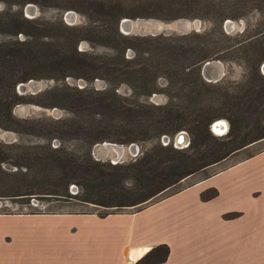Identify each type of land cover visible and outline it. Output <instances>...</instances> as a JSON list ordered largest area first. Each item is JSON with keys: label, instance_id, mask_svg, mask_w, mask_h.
Wrapping results in <instances>:
<instances>
[{"label": "trees", "instance_id": "trees-1", "mask_svg": "<svg viewBox=\"0 0 264 264\" xmlns=\"http://www.w3.org/2000/svg\"><path fill=\"white\" fill-rule=\"evenodd\" d=\"M6 1L0 26L12 40L0 44V128L34 137L37 142H0V201L23 205L32 199L76 201L103 209L104 213H96L100 218L126 209L141 211L183 180L264 140V76L259 72L264 63V0ZM30 3L61 13L75 11L92 27L67 26L60 18L53 22L27 19L22 9ZM253 12L258 14L253 35H247V28L235 35L223 31L226 20L239 21ZM123 18L199 19L210 27L185 35L124 36L118 29ZM97 24L104 29L95 32ZM58 27L64 33H56ZM18 35L25 39L19 40ZM100 37L105 41L100 45L113 51L111 56L92 57L77 51L80 41ZM50 47L52 51L46 50ZM127 49L135 53L133 59H125ZM139 55H146V63L135 60ZM216 61L242 66V81H204L202 66ZM65 78L87 83L101 79L109 89L95 91L63 84L34 96L16 91L18 84L29 80L61 82ZM159 78H164L168 90L175 93L166 92V104L137 102L116 93L125 85L137 100L148 99L157 93ZM47 97L50 103L41 101ZM20 104L68 109L73 118L17 120L12 110ZM84 114L98 119L83 120ZM218 118L229 122L228 132L219 140L211 136L209 127ZM181 130L190 135L185 149L156 144L135 160L117 165L92 157L93 147L104 142L137 145ZM206 139L217 143L209 146ZM53 141L59 145L53 147ZM69 142L77 149L68 148L65 144ZM71 185L79 189L75 195L69 193ZM216 195L215 190H209L200 198L208 201ZM5 208L0 207V215L41 214L12 213ZM234 217L224 215L225 219ZM152 253H161L163 261L168 248L159 246ZM150 263L146 256L138 264Z\"/></svg>", "mask_w": 264, "mask_h": 264}, {"label": "crops", "instance_id": "crops-1", "mask_svg": "<svg viewBox=\"0 0 264 264\" xmlns=\"http://www.w3.org/2000/svg\"><path fill=\"white\" fill-rule=\"evenodd\" d=\"M236 154L141 211L0 215V226H34L3 235L0 264H138L146 256L150 264H264V150ZM209 190L217 195L202 201ZM159 246L168 248L163 261L152 253Z\"/></svg>", "mask_w": 264, "mask_h": 264}, {"label": "rangeland", "instance_id": "rangeland-1", "mask_svg": "<svg viewBox=\"0 0 264 264\" xmlns=\"http://www.w3.org/2000/svg\"><path fill=\"white\" fill-rule=\"evenodd\" d=\"M5 2H8V1L0 0V20L5 18V11H6ZM30 5H32V8L29 9L30 12L26 13L24 11L26 6L22 9V13H23L24 17H28V18L34 17V18H37L40 20H44V21L46 20V21H50V22H53L55 19L60 18L66 25L69 24L70 26H73V27H79V28L82 27L83 29H86L90 26L92 27L91 22H89L85 16H83L80 13H77L75 11H70V12L74 13V19L69 20V21L67 20V22H66V21H64V18H63L64 17L63 12L61 13L57 10H54V9H51L48 7H44V6H38L35 4H31V3H30ZM30 15H33V16H30ZM195 20H199V19H195ZM257 20H258V14L256 12H253L252 14H249L244 19H241L239 21H232L235 24V30L234 31L228 32V33H226L224 31V29H223V31L228 35H235L237 33L243 32L247 28L248 29L247 35L251 36L254 34L253 33V31L255 29L254 25L256 24ZM132 21L137 25L138 29H141L142 31H148V30L153 29V30H156L159 35L161 34V35L166 36L165 34L168 33V36H170V35H175V34H173V31L175 30L176 23H178L182 20H156V19H140L139 18V19H135ZM199 21H201V24H202V30L201 31H203L204 29H208L210 27V24L208 22H205L203 20H199ZM94 27H95V29H97V30H95V32L102 31L104 29V27L101 24H97ZM102 27H103V29H102ZM62 31L64 33V30L58 27L56 33H59ZM17 38L19 40L25 39V37L23 35H18ZM88 38H90L92 40L91 36H89ZM102 39L103 38L100 37L99 39L94 38L93 39L94 41H86V40L80 41L77 44V51L85 53V54L92 56V57H95V56H99V57L111 56L113 54V51L111 49H109L108 47L100 45V44L105 43V41ZM8 40H12V38L7 36L4 32V27L1 28V26H0V44L6 42ZM51 49H52L51 47L46 48V50L52 51L53 49L52 50ZM134 56H135V53L132 50L127 49L125 51V59H133ZM139 56H140V58L138 59L137 57H135V60L138 63H143V64L146 63V61H147L146 55H139ZM220 65L222 67L223 73L225 74V76L221 80H224L228 83H234V82L242 81V79L245 75L242 66H240L236 63H232V62H230V63L229 62H220ZM259 72L262 76H264V69L262 68V66H261ZM32 81H33V83L31 85H28L27 83H25L24 84L25 86L21 89L22 92H19V93L24 94V96H34L32 94L37 93V92H38L37 94H39V93H41L47 89L57 87V86H62L63 84H66L70 87H74V88L79 89V87L77 86V84H78L81 87V89H83L85 87L87 89H93L95 91L96 90L101 91V90H108L109 89L108 83L105 80H101V79H95L91 83H87L82 79L74 80L71 78H65L61 82H55L53 80H38V81L32 80ZM260 83L262 84L263 82L260 81ZM167 85H168V82L164 78H159L157 81V88H158L157 93L152 94L148 99L140 98L137 100V98L134 95H132V91L125 85L120 86L119 89L116 90V93L120 98H130L132 100H136L137 102H143V103L152 104V105H163V104H166L169 100V97H168V95H166V92L170 93L171 95L175 94L174 92L168 90ZM17 86H16V91L18 93ZM41 101L48 104L52 100L49 99V97H47V99H43V100L41 99ZM173 102H176V100L173 99ZM12 115L17 120H35V119L57 120V119H72L73 118V116L71 115V113L68 109H62L59 107H48L47 108V107H40L37 105H31V104H20V105L15 106L12 110ZM81 117L83 120H88V121H90V120L93 121V120L98 119L97 116L86 115V114L82 115ZM218 119L227 121L224 118H218ZM227 123L229 126L228 121H227ZM212 124H211V126H212ZM262 125H264V121H263ZM211 126H209L210 131H211ZM228 130H229V128H228ZM180 132H184L187 135L188 143L190 144L189 133L185 130H181L171 137L170 136H161L158 141H150V142L137 144L139 147L140 153L145 152V151H149L152 148V146L156 145V144H161V145L165 146L166 143L165 142L163 143V141H162V138H164V137L170 139L169 144L172 145V142L175 140L176 135ZM211 133H212V131H211ZM215 135L216 134H211V136L216 138L217 140H219L221 138V136L215 137ZM19 140H23L24 142H27V143L37 142L36 138H34V137L26 136V135L20 136L14 132L5 131V130L0 128V142L1 143L7 144V143H13V142H16ZM205 142L209 146H215L217 143L216 141L209 140V139H206ZM52 143H53V147H57L59 145L58 141H53ZM65 145L68 148H74V149L76 148L77 149V147L74 146V143L69 142V143H66ZM175 149L181 150L182 148H175ZM262 150H264V141L259 143V144L256 143V145L236 154L233 160L244 159V158L249 157V156H251V155H253L259 151H262ZM92 152L95 153V156L92 153V155H93L92 157L94 158V160L99 159V161H101V162L109 163L106 160L107 156H103L100 153H98L96 151V149H94V147L92 149ZM138 157H140V155H138ZM128 162H130L129 159L126 160V163H128ZM3 168H8V167L4 166ZM215 170H217V169H215ZM215 170L213 168L207 169L205 171H202V172L188 178L184 183L178 184L177 186L173 187L169 191L165 192L163 195L154 199L151 203L157 202L158 200H160L164 197H167L169 195L177 193L178 191H180L184 187L189 186L198 180H201L203 178L208 177L209 175L214 173ZM71 188H73V189H71ZM78 191H79L78 187H76L74 185H71L69 188V193L71 195H75ZM2 206L4 208L6 207L5 209L11 211L12 213H17L20 211L25 212V213L37 211L41 214H50V213H52V214H61V213H97V214H102L105 212L103 209L96 208V207L91 206V205H87V206L82 205V204L77 203L76 201H72L69 203H56V202L47 203L46 201L37 202L36 200L32 199L31 202L29 203V205H23L20 203H10L8 201H0V207H2ZM135 210L136 209H133L131 211L122 210L120 212L121 213L122 212H132ZM23 225H24L23 223H19L16 220H12V221H8V222H6L0 226V250L1 251H2L3 246H4L2 244V242L5 238V237H3L4 234L7 235L9 233V234L13 235V233L16 234L20 229H22L24 227L25 228H33L34 227L31 225L30 226H23ZM13 237H15V236L13 235ZM15 248H16V243L13 245L12 250Z\"/></svg>", "mask_w": 264, "mask_h": 264}, {"label": "water", "instance_id": "water-1", "mask_svg": "<svg viewBox=\"0 0 264 264\" xmlns=\"http://www.w3.org/2000/svg\"><path fill=\"white\" fill-rule=\"evenodd\" d=\"M30 8H32V5L27 4L24 11L26 13H28V12H30V10H29ZM30 16H33V15H30ZM26 18L27 19H34V17H31V18L26 17ZM63 18H64V21H66V22H67V20L68 21L73 20L74 19V13L70 12V11H66L64 13ZM67 25L70 26L69 24H67ZM118 29H119V32L124 36H130V35H134V36H137V35L138 36H156V35H159L158 32L156 30H153V29L148 30V31H142L141 29H138L137 25L132 20L127 19V18H123L120 21ZM223 29L226 33L232 32L235 30V24L231 20H226L223 24ZM201 30H202L201 21H199V20H191V21L182 20V21L176 23L175 30L173 31V34L185 35V34H188L190 32H197L198 33ZM165 35L168 36V33H166ZM214 63L215 62H207L203 65V67L201 69V75L207 83H217L225 76V74L222 71V67L220 65V62L216 61V63H215L216 65ZM262 68L264 69V63L262 64ZM32 83H33L32 80H29L27 82L28 85H31ZM24 86L25 85L22 83H20L17 86V90H18L19 95H24V94L19 93V92H22L21 89ZM37 93H34L32 95H36ZM223 122L226 123L227 130H221L220 132H218L219 127H223V129H224ZM228 128H229V126H228L227 121L217 120L212 124L211 131L213 134H216L215 136H224L227 133ZM163 142L166 143L165 146L169 145L170 139L164 137ZM172 145L174 148H182V149L187 148L189 146L187 135L184 132L178 133L175 137V140L172 142ZM94 149H96V151L98 153H100L101 155L107 156L106 160L111 165L126 163L127 159H129V161H133L138 157V155H141L139 147L136 144H130L128 146H124V145H118L115 143L104 142L102 144H98V145L94 146ZM92 153L95 156V153L94 152H92ZM96 161H99V159H96ZM71 189H73V188H71ZM129 264H131V263H129Z\"/></svg>", "mask_w": 264, "mask_h": 264}, {"label": "bare ground", "instance_id": "bare-ground-1", "mask_svg": "<svg viewBox=\"0 0 264 264\" xmlns=\"http://www.w3.org/2000/svg\"><path fill=\"white\" fill-rule=\"evenodd\" d=\"M223 124H224V129H223V127H219L218 132H220L221 130H227V125H226V123L223 122Z\"/></svg>", "mask_w": 264, "mask_h": 264}, {"label": "built area", "instance_id": "built-area-1", "mask_svg": "<svg viewBox=\"0 0 264 264\" xmlns=\"http://www.w3.org/2000/svg\"><path fill=\"white\" fill-rule=\"evenodd\" d=\"M77 86L79 87V89H81V87L77 84ZM162 141H163V138H162ZM164 143V142H163Z\"/></svg>", "mask_w": 264, "mask_h": 264}]
</instances>
